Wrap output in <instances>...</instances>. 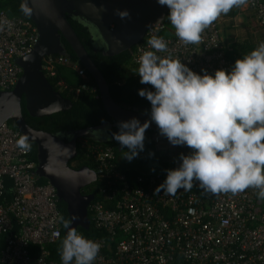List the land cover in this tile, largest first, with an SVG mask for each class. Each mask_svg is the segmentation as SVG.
<instances>
[{"label": "built area", "instance_id": "obj_1", "mask_svg": "<svg viewBox=\"0 0 264 264\" xmlns=\"http://www.w3.org/2000/svg\"><path fill=\"white\" fill-rule=\"evenodd\" d=\"M246 7L264 25V0H249ZM163 19L148 26L134 44L132 60L137 66L143 52L152 50L147 43L152 36L163 37L168 44L169 51L158 55L170 53L201 75L203 71L214 75L217 69L231 71L236 59L245 55L235 60L228 56L217 21L204 31L201 44L185 45ZM0 21L7 22L0 30V89H11L22 70L16 57L28 54L39 35L32 19L9 16L1 6ZM57 64L74 67L84 78L76 93L95 91L85 80V68L68 55L51 53L42 58V68L49 75L55 74ZM20 136L7 121L0 124V264H60L48 256L46 247L61 232L56 189L47 179L40 181L37 161L16 145ZM150 137L159 151L170 149L159 130L151 131ZM82 146L103 178L97 189L100 198H93L88 210L94 226L106 234L91 237L76 228L101 245L93 264H264V201L258 199L257 190L213 194L194 182L190 191L181 189L174 196L154 193L166 176L159 172L127 175L115 162L112 146ZM180 154L169 158L173 169L179 166ZM31 243L39 246L35 256L29 251Z\"/></svg>", "mask_w": 264, "mask_h": 264}, {"label": "clouds", "instance_id": "obj_2", "mask_svg": "<svg viewBox=\"0 0 264 264\" xmlns=\"http://www.w3.org/2000/svg\"><path fill=\"white\" fill-rule=\"evenodd\" d=\"M158 3L167 6V19L175 35L189 45L201 44L208 27L232 9L247 6L249 0ZM20 11L32 15L28 0H22ZM114 14L121 20H131L128 9H114ZM5 24L0 21V30ZM147 43L152 50L139 57L136 73L141 84L154 89L138 90L151 104L150 118L143 123L136 117L118 123L119 131L113 132L112 138L127 149L123 158L131 161L144 150L146 130L154 122L171 145L192 150L180 154L179 166L167 170L166 179L154 193L163 191L174 196L180 189L190 191L198 182L200 188L213 194L236 195L253 188L258 199L264 201V42L236 59L231 71L217 69L214 75L196 73L170 53L158 55L169 51L163 37L152 36ZM60 107L56 104L51 110ZM16 145L24 152L31 150L27 134L21 135ZM77 219L76 214L70 219L59 216L67 229L60 248L62 264H93L101 245L71 226Z\"/></svg>", "mask_w": 264, "mask_h": 264}, {"label": "water", "instance_id": "obj_3", "mask_svg": "<svg viewBox=\"0 0 264 264\" xmlns=\"http://www.w3.org/2000/svg\"><path fill=\"white\" fill-rule=\"evenodd\" d=\"M22 1V0H21ZM33 9L30 18L38 31V41L32 50L16 57L21 73L11 89H0V124L12 119L21 135L27 134L29 141L36 146L37 163L35 172L46 178L56 189L58 200L65 203L69 218L73 214L79 219L72 221V227L87 229L90 226L88 216L89 202L94 193H82L81 188L97 179L93 168L82 165L74 168L68 161L77 153V137H90L99 141L106 138L96 136L97 129L105 124L70 130L65 135L55 134L29 125L21 111L23 96L27 112L32 116L48 115L69 109L72 102L47 79L42 68V58L51 53H64L60 43L61 34L70 44L79 61L93 77L100 99L107 113L116 122L127 121L133 117L141 123L149 119V110H138L117 103L110 95L108 83L88 54L66 17V12L78 14L103 41L105 54H114L136 44L144 35L146 28L165 17L167 6H161L158 0H28ZM114 9H128L131 20H121ZM61 107L52 111L54 105ZM49 110V111H45ZM147 130H158L154 122ZM96 137V138H95ZM67 234V229H64Z\"/></svg>", "mask_w": 264, "mask_h": 264}, {"label": "trees", "instance_id": "obj_4", "mask_svg": "<svg viewBox=\"0 0 264 264\" xmlns=\"http://www.w3.org/2000/svg\"><path fill=\"white\" fill-rule=\"evenodd\" d=\"M21 0H0V6L6 11L9 16H21L30 18V16H25L20 11ZM169 12V10H168ZM166 13L163 21L169 28L171 26L170 21L167 19ZM239 8L232 9L228 14L224 16L232 17L238 14ZM67 20L74 29L75 33L79 37L80 41L86 48L88 54L95 62L96 66L99 68L103 76L105 77L109 92L111 97L119 104L124 105L128 108L138 109V110H149L151 109L150 102L141 97L138 94L139 89H148L147 84L140 83V77L136 70L138 66L132 60V52L134 45L130 48L123 49L114 54H105L103 52L104 46H100L96 39V34L90 29V27L85 23L80 15L74 13L66 12ZM262 25V24H260ZM60 43L64 49V53H53L68 55L73 61L78 62L81 66L77 55L74 50L67 42V40L60 34ZM256 44L250 40H243L240 42H233L231 47L227 50L228 56L235 60L236 58L249 53L251 50L256 48ZM84 67V66H83ZM55 74L49 75L45 72V75L49 82L54 86L55 89L61 92V94L69 98L72 105L69 109L60 110L57 112L50 113L48 115L42 116H32L30 115L25 107L24 98H21V111L25 121L34 128H40L55 134L65 135L68 131L91 127L97 124H105L107 126L109 138L104 141L95 140L92 138L78 137L76 139L77 153L74 157L70 158L68 163L74 168H78L82 165H87L90 168L96 169V161L93 156L86 154L85 146L83 144H94L99 147L112 146L115 153V162L117 163L119 169L124 171L127 175L134 174L138 172H159L166 176L167 170L172 169L171 163L169 161L170 153L161 152L156 149L153 139L150 137V132L153 130H146L144 150L139 153V158L145 162V168H136L134 166H127L120 163L117 159V155L120 150L126 152V148H121L119 142L112 138L113 132H118V123L113 117H111L107 111L104 109L102 101L100 99V94L93 77L85 69L86 81L89 87L95 86V91L91 89H81L76 93L75 88L84 80L77 71L72 66L57 64L55 66ZM62 80L59 84L58 81ZM154 91V90H153ZM7 122L17 129L15 122L12 119H8ZM31 144L30 157L37 161L36 146L33 141H29ZM40 181H46V178L39 177ZM103 178L100 173L97 175V179L81 188L82 193H94L95 199L100 198L98 193V186L102 183ZM7 185L10 184V180H6ZM9 187V186H8ZM7 187V188H8ZM7 195L10 196L9 188L6 191ZM58 208L60 210V216H64L65 219H70L65 207V203L61 200L57 201ZM88 216L91 218V213L88 210ZM64 227L61 224V232L58 239L46 245L49 250V257L56 260L62 264L60 258V248L62 241L65 238ZM84 235L91 237H102L106 234L105 231L98 229L94 226L93 221L90 220V226L84 229L80 226L77 227ZM2 247V240L0 239V248ZM38 244L31 243L29 245V251L32 256L38 253Z\"/></svg>", "mask_w": 264, "mask_h": 264}, {"label": "rangeland", "instance_id": "obj_5", "mask_svg": "<svg viewBox=\"0 0 264 264\" xmlns=\"http://www.w3.org/2000/svg\"><path fill=\"white\" fill-rule=\"evenodd\" d=\"M239 17L243 19L244 22H237L238 17L227 19L224 22L226 25L231 23V26H225L220 17L216 20L219 24L218 28L222 42L224 44H229L233 41L240 42L243 40H250L258 47L261 42H264V26L255 22L253 12L248 7L239 12ZM124 154L125 152L120 150L117 155V159L120 163L136 168H145V162L139 158V155L129 161L123 158Z\"/></svg>", "mask_w": 264, "mask_h": 264}, {"label": "crops", "instance_id": "obj_6", "mask_svg": "<svg viewBox=\"0 0 264 264\" xmlns=\"http://www.w3.org/2000/svg\"><path fill=\"white\" fill-rule=\"evenodd\" d=\"M245 8H246V6H244V7H241V8H239V12L240 11H242V9L243 10H245ZM251 10V9H250ZM239 12H238V14H236L235 16H232V17H228V16H224V15H222L220 18H221V20H222V22L224 23L227 19H233L234 17H238L237 18V22H244L243 21V19H241L240 17H239ZM255 19V18H254ZM255 22L256 23H258L257 21H256V19H255ZM234 24V23H233ZM259 24V23H258ZM219 25V24H218ZM224 25L225 26H227V25H229V26H231L232 24L231 23H228L227 25L224 23ZM262 26H264V25H262ZM233 42H238V41H233ZM233 42H230L229 44H226V46H228V48H230L231 47V44L233 43ZM165 143H166V145L167 146H171V144H170V142L168 141V140H165ZM172 147V146H171ZM174 147V146H173ZM189 149V148H188ZM188 149H187V146H179L178 147V149L176 148L175 150H173V149H169L168 151H166V152H169L170 153V156L171 155H174V154H176V153H185V152H191V151H188ZM172 167V166H171ZM173 169V168H172ZM167 175V174H166ZM181 190V189H180Z\"/></svg>", "mask_w": 264, "mask_h": 264}, {"label": "flooded vegetation", "instance_id": "obj_7", "mask_svg": "<svg viewBox=\"0 0 264 264\" xmlns=\"http://www.w3.org/2000/svg\"><path fill=\"white\" fill-rule=\"evenodd\" d=\"M95 37H96L95 41H97L100 46H104L102 39L97 34H96ZM97 131H98V133H95L96 136L104 137L106 139L110 137L109 134H108L107 126H105L103 128H99V129H97ZM65 136H66V139L69 138V134L68 133H66ZM79 137H81V136H79ZM85 138H90V137H85ZM95 140H97V139H95ZM171 146L172 147H170V150L171 149L175 150L176 148L178 149V147H179V146H174L173 147V145H171ZM187 149H188V147H187ZM188 151H191V149H188ZM71 165H72V163H71Z\"/></svg>", "mask_w": 264, "mask_h": 264}]
</instances>
